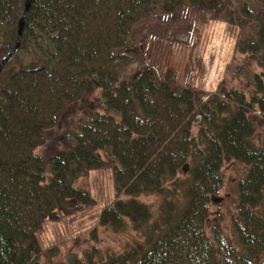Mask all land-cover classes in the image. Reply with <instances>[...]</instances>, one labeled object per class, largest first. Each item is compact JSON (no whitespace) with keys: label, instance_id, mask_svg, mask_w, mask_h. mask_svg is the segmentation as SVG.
<instances>
[{"label":"trees","instance_id":"16d2710c","mask_svg":"<svg viewBox=\"0 0 264 264\" xmlns=\"http://www.w3.org/2000/svg\"><path fill=\"white\" fill-rule=\"evenodd\" d=\"M228 2L32 0L21 46L0 77V264H46L39 234L90 202L75 184L105 168L102 152L117 163L118 199L101 225L151 226L144 242L107 262L72 264H264V144L254 141L253 119L264 117V24L244 48L262 55L250 101L237 91L204 101L193 86L179 87L171 70L152 66L123 76L121 52L136 25L186 8L216 21ZM25 6L0 0V63L16 46ZM92 89L101 92L103 113L87 116L52 158L38 154L66 107ZM233 162L247 172L225 237L209 227L211 203ZM150 196L161 199L157 216L140 200Z\"/></svg>","mask_w":264,"mask_h":264},{"label":"rangeland","instance_id":"374dc122","mask_svg":"<svg viewBox=\"0 0 264 264\" xmlns=\"http://www.w3.org/2000/svg\"><path fill=\"white\" fill-rule=\"evenodd\" d=\"M264 24V0H229L220 20L210 21L208 15L191 8L169 16L145 19L133 29L128 46L121 52L126 56L123 76L132 78L147 66L158 73L171 70L172 79L179 87L193 86L203 100H213L219 93L237 91L250 101L255 93V75H261V53L244 48L258 34ZM101 92L90 90L79 103L67 106L56 128L47 132V143L37 153L52 158L72 142L74 134L87 116L103 113ZM256 144H264V117L257 112ZM198 127L194 129L198 135ZM105 168L94 171L75 184V188L90 196L88 204L58 221H48L39 234L41 261L46 264L72 262H107L145 241V230H136L131 223L116 231L102 226L104 209L117 197L114 170L117 165L107 152H102ZM247 167L240 162L224 168L225 184L220 194L212 198L210 229L216 226L223 235H231V227L238 204L237 186ZM152 207L156 216L161 199L141 197ZM153 223V222H152Z\"/></svg>","mask_w":264,"mask_h":264},{"label":"water","instance_id":"95a60500","mask_svg":"<svg viewBox=\"0 0 264 264\" xmlns=\"http://www.w3.org/2000/svg\"><path fill=\"white\" fill-rule=\"evenodd\" d=\"M31 3H32V0H26L25 10L20 20V23H19V31H18V38H17L16 46L12 50V52L0 63V77L5 67L8 65L10 60L14 57V55L17 53V51L19 50L21 46L22 36H23L24 28H25L26 16L30 10Z\"/></svg>","mask_w":264,"mask_h":264}]
</instances>
